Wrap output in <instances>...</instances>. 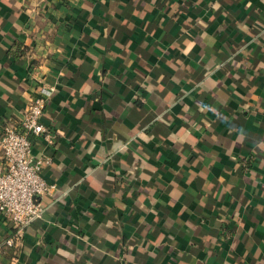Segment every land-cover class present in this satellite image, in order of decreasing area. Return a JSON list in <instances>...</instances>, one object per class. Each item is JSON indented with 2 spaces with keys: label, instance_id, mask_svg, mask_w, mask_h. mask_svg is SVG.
Here are the masks:
<instances>
[{
  "label": "crops",
  "instance_id": "crops-1",
  "mask_svg": "<svg viewBox=\"0 0 264 264\" xmlns=\"http://www.w3.org/2000/svg\"><path fill=\"white\" fill-rule=\"evenodd\" d=\"M45 82L59 189L0 264H264V0H0V139Z\"/></svg>",
  "mask_w": 264,
  "mask_h": 264
},
{
  "label": "built area",
  "instance_id": "built-area-1",
  "mask_svg": "<svg viewBox=\"0 0 264 264\" xmlns=\"http://www.w3.org/2000/svg\"><path fill=\"white\" fill-rule=\"evenodd\" d=\"M29 10V9H28ZM56 86L43 83L17 124L3 126L0 150V214L13 224L15 233L6 244L13 247L23 240L26 231L43 219L45 208L40 201L58 191V185L43 177V168L50 158H35L31 136L43 138L49 146L55 144L50 126L43 122Z\"/></svg>",
  "mask_w": 264,
  "mask_h": 264
},
{
  "label": "trees",
  "instance_id": "trees-1",
  "mask_svg": "<svg viewBox=\"0 0 264 264\" xmlns=\"http://www.w3.org/2000/svg\"><path fill=\"white\" fill-rule=\"evenodd\" d=\"M25 51H26V48L25 49L19 48L18 50H16V52L13 53L14 58H17L18 57V55H17L18 52L21 53V54H24Z\"/></svg>",
  "mask_w": 264,
  "mask_h": 264
}]
</instances>
